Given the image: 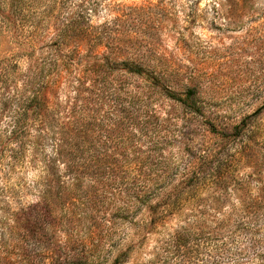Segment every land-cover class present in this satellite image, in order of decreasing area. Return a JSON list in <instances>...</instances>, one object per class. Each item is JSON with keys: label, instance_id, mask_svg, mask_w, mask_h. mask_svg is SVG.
Instances as JSON below:
<instances>
[{"label": "rangeland", "instance_id": "1", "mask_svg": "<svg viewBox=\"0 0 264 264\" xmlns=\"http://www.w3.org/2000/svg\"><path fill=\"white\" fill-rule=\"evenodd\" d=\"M30 1L28 29L0 35V232L19 216L26 227L6 235L9 249L23 245L30 264H73L80 251L91 264L120 255L122 264H264V0ZM80 11L86 26L135 35L137 48L119 55L167 71V86L196 91L203 112L113 63L103 99L78 98L93 47L58 50V33ZM35 73L44 103L31 110L29 133L10 142L4 95ZM126 90L142 94L125 100ZM241 121L247 136L233 144L211 131ZM70 144L88 159L108 152L110 171L50 209L46 189L58 191L59 175L70 181L58 166Z\"/></svg>", "mask_w": 264, "mask_h": 264}, {"label": "trees", "instance_id": "2", "mask_svg": "<svg viewBox=\"0 0 264 264\" xmlns=\"http://www.w3.org/2000/svg\"><path fill=\"white\" fill-rule=\"evenodd\" d=\"M30 5V0H0V35H3L4 30L6 28L9 30L10 27L15 29H19L20 27L22 30L26 31L29 26L26 17ZM87 23L88 26H86L87 24L84 21V15L81 11L78 13L75 12V15L66 18L58 33V50L66 48L67 46H72L73 44H71V42L77 41L78 44L75 45V55L81 56L83 55L81 52L85 44L89 45L88 51L93 47L91 57L94 58L95 61L90 63L85 73L77 78L78 84L76 92L78 98L83 97L87 101H90L96 94L103 99L109 77L104 67H110L113 63L116 64L119 69L143 75L153 84L160 86L169 97L180 101L190 111L200 114L203 112V106L197 97L196 91L189 89L186 92L179 93L167 86L166 82L169 80L167 71H162L157 66L151 65L148 63L149 61L147 59L142 57L122 58L119 55L118 51L124 49V47L131 50L137 48V45L135 46L137 39L135 35L112 34L105 29L98 30V27L90 22ZM77 30L81 31L82 35L81 37H75V39H73L71 32ZM138 45L145 47L142 43ZM100 57H103L105 60H99L98 58ZM74 60L78 61L79 57H74ZM13 64V68H16L17 62L14 61ZM1 78L6 80L0 71V91L4 88L3 85H1ZM38 81L39 83L41 81L39 73L32 74V77L27 76L24 78L21 87L15 84V91L12 94L7 92L4 95L2 109L6 111L4 114L9 117L6 131L9 132L10 142H15V140L19 139L21 132L25 131V129L26 131L28 130L27 133H29L27 122L31 110H35L38 105L41 106L44 103L42 90L38 87L39 83L36 85ZM124 94L126 95L124 98L126 100L129 96H139L142 93L137 91L134 95V92L126 90ZM114 97L120 98L121 100L123 99L120 97V94L117 93H115ZM130 108L131 107H124V111L127 110L129 112ZM74 124L75 120L70 122V125ZM84 124L85 123H82L81 125L84 126ZM248 126L249 124L247 122L241 121L234 125L229 132L220 130L215 124L211 123V131L214 135L220 136L229 144H233L237 137L245 138L247 136ZM67 129L70 133L74 131L71 126ZM85 152L86 151L80 147L71 144L58 149V166H65L63 168L65 174L62 175H64L63 177L65 179L68 177L67 179L70 181L62 179V176L59 175V180H56L59 181L58 191L54 192L55 185L53 184L46 189L43 197L46 205L50 207V209H52L55 204L53 198L57 197L64 202L70 197V193H72L73 189L84 190L81 188L85 178L90 177L98 184L100 183L99 176L107 178L104 174H107V172L109 173L110 170L108 169V165L104 163L105 161L103 158L105 157L107 159L110 156L109 153L107 152L103 155L100 153L102 157L97 155L94 157L95 159H88L84 155ZM56 181L54 184H56ZM149 190L150 189H146L142 194L145 195ZM136 200L138 201L137 198H135V201ZM16 222L17 224L14 227L6 229L2 234L0 232V264H12L10 263V259L11 257L15 258V256L16 259H19L13 264H30V256L26 253L23 245L19 246V251L16 253H13V251L9 249L10 245L8 244L6 235L13 232L15 235L26 228L23 224V217L19 216ZM72 258L74 260L73 264H91L90 259L92 255L89 251H80ZM122 262L123 259L120 255L114 259L112 264H122Z\"/></svg>", "mask_w": 264, "mask_h": 264}]
</instances>
